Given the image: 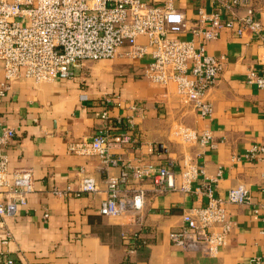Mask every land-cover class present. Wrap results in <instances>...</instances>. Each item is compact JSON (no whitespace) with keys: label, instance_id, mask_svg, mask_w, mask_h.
<instances>
[{"label":"crops","instance_id":"0c3cea01","mask_svg":"<svg viewBox=\"0 0 264 264\" xmlns=\"http://www.w3.org/2000/svg\"><path fill=\"white\" fill-rule=\"evenodd\" d=\"M174 6L195 25L197 10L213 9L212 0H174ZM261 35L223 28L205 50L224 56V68L216 85L206 95L213 105L210 118L199 115L181 100L175 85L150 82L139 76L151 55L140 58L124 54L113 59L85 61L69 78L36 82L20 77L0 97V132L15 130L5 147L8 170L28 167L33 173V190L15 215L5 218L10 232H0V264H122L125 240L121 232L139 229L130 214L103 216L99 213L106 197L107 174L121 169L168 165L179 179L184 162L196 164L197 175L186 192L153 190L149 179L132 180L128 189H143V235L148 245L134 253L136 264H249L264 254V151L248 158L255 144L264 145V88L246 81L249 69L264 74V8L255 13ZM176 36L190 38L185 31ZM137 43L147 45L145 37ZM4 67L0 61V83ZM109 102L106 103L105 100ZM111 119L113 133L130 130L133 141L110 150L120 157L117 165L103 169L96 155L69 151L73 142L89 141L104 125L101 110ZM210 133V143L199 140ZM91 175L95 192L76 195L80 176ZM213 186L217 197L239 184L249 189L248 204L226 206L232 230L215 255L196 250L182 251L168 239V231L181 223V214L201 206L204 186ZM57 186L60 194L52 191ZM67 189L69 192L67 193ZM47 214V217L44 216ZM7 239V243L2 240Z\"/></svg>","mask_w":264,"mask_h":264},{"label":"built area","instance_id":"2783aa9c","mask_svg":"<svg viewBox=\"0 0 264 264\" xmlns=\"http://www.w3.org/2000/svg\"><path fill=\"white\" fill-rule=\"evenodd\" d=\"M213 9L197 10L195 25L189 26L184 14L174 6V0H0V61L4 67V81L0 83V97L10 83L20 77L36 82L55 78H69L74 69L85 61L113 59L126 47L124 54L131 57L151 55L150 61L140 68L139 76L150 82L167 85L173 83L179 98L190 103L203 118H210L213 105L206 95L216 85L224 68L225 57L214 56L205 50V41L214 40L223 28L234 29L242 35L249 31L261 35L262 25L256 18L253 0H212ZM188 31L190 38L177 34ZM145 37L147 45L137 43ZM264 48V35L261 36ZM246 81L264 88V74L249 69ZM109 102L108 99L105 100ZM104 125L89 141L73 142L69 151L96 155L103 169L117 165L120 157L110 150L126 147L134 140L130 130L113 133L110 126L120 120L111 119L107 109L101 110ZM15 136L9 126L0 132V232L6 237L10 232L5 218L16 214L19 205L27 203L33 190V173L28 167L8 170L5 147ZM207 131L201 143H210ZM264 151L263 144L253 145L247 154L254 158ZM196 164L184 162L179 179L168 165H144L121 169L118 175L107 174L106 197L99 213L103 216L130 214L139 229L123 230L125 240L122 264H136L132 257L141 247L148 245L143 235V189H128L132 180L149 179L158 193L186 192L197 175ZM76 195L95 192V179L83 173ZM52 191L60 194L59 187ZM69 192V189L66 191ZM203 193L206 201L181 214V223L168 231L170 243L182 251L196 250L203 255H215L226 242L232 224L226 218V206L244 205L251 200L244 185L230 188L224 197L214 194L207 183ZM47 217V214H44ZM7 243V239L2 240ZM5 264H14L8 258ZM249 264H264V254L254 256Z\"/></svg>","mask_w":264,"mask_h":264},{"label":"rangeland","instance_id":"374dc122","mask_svg":"<svg viewBox=\"0 0 264 264\" xmlns=\"http://www.w3.org/2000/svg\"><path fill=\"white\" fill-rule=\"evenodd\" d=\"M253 5L256 9L259 7L264 8V0H253Z\"/></svg>","mask_w":264,"mask_h":264}]
</instances>
